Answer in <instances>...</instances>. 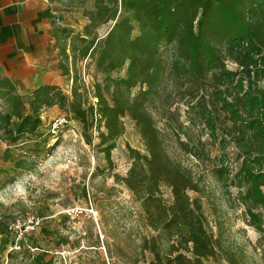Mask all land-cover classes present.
<instances>
[{
  "label": "trees",
  "instance_id": "16d2710c",
  "mask_svg": "<svg viewBox=\"0 0 264 264\" xmlns=\"http://www.w3.org/2000/svg\"><path fill=\"white\" fill-rule=\"evenodd\" d=\"M53 1L84 9L86 0ZM83 16L88 24L75 32L46 13L61 56L60 70L73 83L70 95L47 85L25 100L0 75L6 158L12 159L10 149L24 136L37 133L44 109L58 107L66 119L82 125L89 145L91 133H97L95 148L110 162L128 117L146 153L127 146L131 167L126 177L115 179L141 204L154 233L141 240L139 255L149 254L148 264H249L242 248L227 240L224 225L211 228L202 207L203 180L173 158L167 137L168 131L176 134L181 151L201 163L205 157L212 160L203 140L207 130L217 139L220 130L231 136L228 124L238 127L237 200L246 225L260 234L257 247L264 251V0H95L94 10L84 9ZM109 23L110 31L101 37L99 29ZM86 60L95 66L92 86L86 71L79 70ZM228 62L238 69H229ZM242 69L252 70L258 84L253 91L246 89ZM181 101L189 125L181 122L176 106ZM158 120L165 122V130ZM15 168L25 169V162L17 161ZM212 171L229 193L225 163ZM3 173L0 169V190ZM163 188L171 191V205L164 202ZM191 192L199 197L192 199ZM8 229L0 235L9 234Z\"/></svg>",
  "mask_w": 264,
  "mask_h": 264
},
{
  "label": "rangeland",
  "instance_id": "374dc122",
  "mask_svg": "<svg viewBox=\"0 0 264 264\" xmlns=\"http://www.w3.org/2000/svg\"><path fill=\"white\" fill-rule=\"evenodd\" d=\"M85 7L87 10L94 8L95 0H86ZM62 12L59 14L64 20L62 24L74 27L75 32L83 31V15H74L66 9ZM112 25L101 27L98 34L105 37ZM228 67L238 69L230 62ZM79 70L86 71V82L92 86L96 76L94 63L83 61ZM241 71L246 77V89L253 91L258 84L253 81L252 70ZM72 85L63 82L66 94H71ZM176 106L182 113L181 122L189 125L184 101ZM0 110H6L1 100ZM66 114L58 107L41 112L42 126L37 133L24 136L10 149L12 159L6 158L7 148L0 149V169L4 170L0 230L13 227L11 231L8 229L9 234L0 235V264H148L151 256L146 254L144 258L137 251L141 240L154 233L147 225L141 204L115 179V175L126 177L131 167L127 146L146 153L135 124L130 118H124L126 133L117 142L109 162L104 153L95 148L99 142L97 133H91L93 145H89L82 125L70 116L60 132L53 134L52 123ZM164 123L158 120L163 130ZM225 129L231 136L220 130L215 139L210 137L208 130L205 132L203 140L207 141L206 152L212 160L205 157L201 163L195 161L181 151L176 134L170 131L168 150L197 177L201 176L205 187L202 207L211 228L217 230L216 223L224 225L227 240L242 248L249 264H264V251L257 247L260 234L246 225L244 207L237 200L236 174L241 168L235 146L238 127L230 123ZM193 131L196 134L197 131ZM3 138L6 139L5 132ZM19 160L25 162V169L15 168ZM222 163L227 170L229 193L212 171L214 165ZM190 196L192 199L199 197L194 192ZM163 199L171 205L172 194L167 188H163ZM33 217L40 220V225L31 230L29 221ZM17 225L24 233L21 238ZM205 264L214 263L206 261Z\"/></svg>",
  "mask_w": 264,
  "mask_h": 264
},
{
  "label": "crops",
  "instance_id": "0c3cea01",
  "mask_svg": "<svg viewBox=\"0 0 264 264\" xmlns=\"http://www.w3.org/2000/svg\"><path fill=\"white\" fill-rule=\"evenodd\" d=\"M64 9L79 16L84 10L67 8L53 0H0V75L16 86L23 99L42 86L64 90L63 82L72 85V80L60 70L61 56L53 36L52 20L46 17L51 12L60 26H69L62 24L64 20L59 16Z\"/></svg>",
  "mask_w": 264,
  "mask_h": 264
},
{
  "label": "built area",
  "instance_id": "2783aa9c",
  "mask_svg": "<svg viewBox=\"0 0 264 264\" xmlns=\"http://www.w3.org/2000/svg\"><path fill=\"white\" fill-rule=\"evenodd\" d=\"M42 112H44V110ZM41 117L43 119V115H41ZM67 122L68 121H67V119L64 116L59 117L58 119H56L51 125L53 134H58L60 132V128L62 126H64V125H66ZM7 147H8L7 146V141L4 140L3 132L0 129V149L7 148ZM29 224L31 225V227L29 229L34 230L35 228H37L40 225V220L33 217V218L30 219ZM17 229L20 231L19 235H20V238H21L24 235V233L21 231L19 225H17ZM9 230L10 231L13 230V227L9 226Z\"/></svg>",
  "mask_w": 264,
  "mask_h": 264
}]
</instances>
